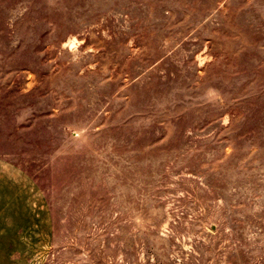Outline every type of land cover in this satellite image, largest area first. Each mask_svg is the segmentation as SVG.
Returning a JSON list of instances; mask_svg holds the SVG:
<instances>
[{"label": "rangeland", "instance_id": "1", "mask_svg": "<svg viewBox=\"0 0 264 264\" xmlns=\"http://www.w3.org/2000/svg\"><path fill=\"white\" fill-rule=\"evenodd\" d=\"M0 264H264V0H0Z\"/></svg>", "mask_w": 264, "mask_h": 264}]
</instances>
